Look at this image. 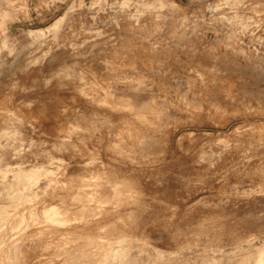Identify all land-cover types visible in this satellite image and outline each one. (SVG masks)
<instances>
[{
  "label": "rangeland",
  "instance_id": "rangeland-1",
  "mask_svg": "<svg viewBox=\"0 0 264 264\" xmlns=\"http://www.w3.org/2000/svg\"><path fill=\"white\" fill-rule=\"evenodd\" d=\"M0 264H264V0H0Z\"/></svg>",
  "mask_w": 264,
  "mask_h": 264
}]
</instances>
